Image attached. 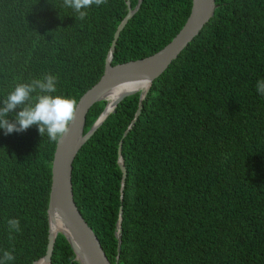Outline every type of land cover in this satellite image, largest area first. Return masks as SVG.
<instances>
[{
    "label": "trees",
    "instance_id": "obj_1",
    "mask_svg": "<svg viewBox=\"0 0 264 264\" xmlns=\"http://www.w3.org/2000/svg\"><path fill=\"white\" fill-rule=\"evenodd\" d=\"M129 1L132 9L138 4ZM191 4L141 0L111 65L162 49ZM215 5L210 21L152 83L135 124L140 92L116 106L74 159L75 205L110 264H264V96L256 90L264 79V0ZM86 11L80 20L63 0H0V101L15 83L45 73L58 78L53 95L77 102L99 81L127 7L107 0ZM107 103L89 109L84 133ZM55 146L36 125L8 135L0 129V258L11 251L8 264H34L46 252ZM11 218L21 231L9 240ZM51 264H79L60 233Z\"/></svg>",
    "mask_w": 264,
    "mask_h": 264
},
{
    "label": "water",
    "instance_id": "obj_2",
    "mask_svg": "<svg viewBox=\"0 0 264 264\" xmlns=\"http://www.w3.org/2000/svg\"><path fill=\"white\" fill-rule=\"evenodd\" d=\"M127 14L117 26L109 53L105 60L104 72L99 81L89 88L78 100L74 121L69 126L68 133L56 142L51 164V183L48 195L47 220L48 238L44 256L34 264H51L57 234H62L68 242L79 264H110L98 238L82 218L73 199L71 174L74 159L82 146L94 135L96 130L125 98L140 92V100L130 127L138 119L142 101L145 99L152 83L175 61L188 44L200 33L210 21L217 8L215 0H192L189 16L175 37L162 49L151 56L123 64L111 65L115 46L120 33L128 21L139 10L141 0L134 9L130 1L125 0ZM125 86L113 101L105 106L90 130L84 133L86 115L89 109L100 101H107L118 87ZM129 127V128H130ZM128 130L123 134V138ZM122 140L118 144V165L122 173L120 198L123 196L126 170L121 157ZM119 214H122L120 208ZM115 237L118 241L117 253H120L121 234L118 222ZM117 264V263H116Z\"/></svg>",
    "mask_w": 264,
    "mask_h": 264
},
{
    "label": "clouds",
    "instance_id": "obj_3",
    "mask_svg": "<svg viewBox=\"0 0 264 264\" xmlns=\"http://www.w3.org/2000/svg\"><path fill=\"white\" fill-rule=\"evenodd\" d=\"M107 0H63V6L71 8L77 13L76 19L84 20L87 9L93 5L100 6ZM57 77L45 73L40 78L30 82H17L8 92L3 101H0V129L8 135L13 132L26 131L36 125L40 136L47 134L51 142L60 141L69 131L77 111V101L72 97L53 95L57 91ZM257 92L264 96V79L256 83ZM19 109V111H16ZM10 117V114H13ZM9 240L13 233H19L20 220H7ZM11 251L4 250L0 264H8L14 260Z\"/></svg>",
    "mask_w": 264,
    "mask_h": 264
},
{
    "label": "bare ground",
    "instance_id": "obj_4",
    "mask_svg": "<svg viewBox=\"0 0 264 264\" xmlns=\"http://www.w3.org/2000/svg\"><path fill=\"white\" fill-rule=\"evenodd\" d=\"M126 87L125 86H121V87H118L117 89H115L110 95H108L107 97V102L108 104H110L113 99L121 92L125 89ZM40 264V263H39Z\"/></svg>",
    "mask_w": 264,
    "mask_h": 264
}]
</instances>
